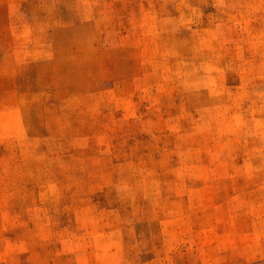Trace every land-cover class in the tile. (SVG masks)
Returning <instances> with one entry per match:
<instances>
[{
	"label": "rangeland",
	"instance_id": "rangeland-1",
	"mask_svg": "<svg viewBox=\"0 0 264 264\" xmlns=\"http://www.w3.org/2000/svg\"><path fill=\"white\" fill-rule=\"evenodd\" d=\"M0 264H264V0H0Z\"/></svg>",
	"mask_w": 264,
	"mask_h": 264
}]
</instances>
